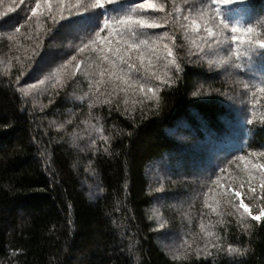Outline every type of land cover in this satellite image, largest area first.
<instances>
[{
	"label": "trees",
	"instance_id": "obj_1",
	"mask_svg": "<svg viewBox=\"0 0 264 264\" xmlns=\"http://www.w3.org/2000/svg\"><path fill=\"white\" fill-rule=\"evenodd\" d=\"M251 2L255 9H246L243 19L264 30L260 28L264 0ZM175 3L182 5L183 0ZM55 4L52 0L54 8ZM29 6L35 7V0L23 4L0 0V24L10 19L24 24ZM165 30L171 29L152 31ZM27 31L21 28L22 33ZM18 36L21 44H31ZM176 36L177 43L184 44L176 50L183 72L171 87L159 86L158 108L154 101L133 105L142 97L131 93L124 105L120 93L111 109L97 106L89 115L83 65L81 71L68 65L63 86L38 83L75 54L67 39L59 37L56 43L63 46L50 47L49 38H44L41 56L47 59L51 53L56 59L40 68L39 57L36 63L25 60L23 49L10 50L0 32V264H264V217L257 222L246 215L252 225L248 234L236 223V216L227 215L235 211L230 205L218 209L230 222L224 243L247 247L242 257L215 255L213 249V256L174 259L177 250L189 244L193 251L203 247L201 219L205 224L220 219L204 207V193L221 175L219 167L227 165L221 181L226 186L239 174L236 165L243 167L238 155L264 151V94L240 95L239 81L249 74L210 68L208 60H219L222 53H208L202 60L194 54V62L187 63L189 48L193 53L196 48L178 28ZM21 88L29 94L24 96ZM197 90L203 94L193 95ZM100 91L105 92V87ZM116 100L121 101L119 110ZM244 116L253 124H245ZM93 125L102 127L109 141ZM249 160L264 163V157ZM206 161V170L196 176L186 165L203 166ZM166 173L168 178L161 183ZM241 193L252 214H259L264 200L249 199L247 186ZM215 195L209 194L210 204ZM215 231L225 235L219 224Z\"/></svg>",
	"mask_w": 264,
	"mask_h": 264
},
{
	"label": "snow or ice",
	"instance_id": "obj_2",
	"mask_svg": "<svg viewBox=\"0 0 264 264\" xmlns=\"http://www.w3.org/2000/svg\"><path fill=\"white\" fill-rule=\"evenodd\" d=\"M19 2L23 4L25 0ZM246 9H255L251 0H183L182 5L176 4L175 0H56L55 8L52 0H35V7L28 8L30 15L24 24L19 21L13 23L10 19L0 24V32L6 35L10 50L23 49L25 60L36 63V58L39 57L40 68L49 66L56 59L51 53L46 54L47 59L41 56L44 38H49L50 47L63 46L62 43H56L59 37L67 39V47L74 49L75 54L38 83L52 81L53 88L57 84L63 86L66 75L64 70L68 65H73L77 71H81L83 65L81 74L89 84V93H85V96L90 97L88 108L91 115V109L97 106L108 105L111 109L113 100L120 93L124 94V105H128V96L131 93L133 96L140 94L142 97L140 100H133V105L154 101L155 107H159V86L171 87L183 72L181 57L176 50L184 47V44L177 43V28L181 30L182 38L196 48V53L189 48L186 53L189 57L187 63L194 62L191 59L194 54L202 60L208 53H222L219 60H208L210 68L215 65L216 68H224L226 71L233 69L249 74L248 79L239 81L243 85L240 95L246 94L255 98L257 93L264 94V30H258L241 16L233 15L243 13ZM22 27H27L28 31L22 33ZM165 27H170L171 30L162 33L152 31ZM260 28L264 29V24ZM18 34L31 41V44H21ZM85 53L87 55L78 59ZM15 59L19 61L20 57ZM161 60L164 61L163 65ZM21 67L23 68V64ZM257 73L259 79L256 78ZM153 81H158L159 85ZM101 86L105 87V92L100 91ZM31 87L35 88L36 85ZM19 90L24 96L29 94L24 88ZM217 92L222 96L227 95L219 90ZM202 94L199 90L193 93ZM120 103L121 101L116 100L117 110ZM244 103L241 100V104ZM243 122L247 125L253 124V120L247 116L243 117ZM92 127L101 134L105 142L109 141L110 137L103 135L102 127ZM244 131L247 134L249 129L245 128ZM245 147L246 142L241 145L240 150L243 151ZM249 157H264V151L238 155L236 159L243 167L236 165L239 174L232 176V183L226 186L221 181L227 165L219 167L221 175L211 180L207 192L204 193V207L210 208L220 219L207 224L201 219L199 228L205 240L203 247L197 246L193 251L189 244L178 249L174 259L187 260L192 255L198 258L201 254L206 257L213 256V249L215 255L226 254L230 258L242 257L248 251L247 247L224 243L226 225L230 222L224 219L225 213L218 209L222 205H230L235 211L228 212L227 215L236 216V223L248 234L252 225L246 222V215L257 222L264 217V207H261L259 215H253L249 205L240 199L241 189L247 186V192L252 194L249 199L264 200V163L252 162ZM232 163L233 161L227 162ZM167 178L168 173L160 178L161 183ZM156 191H162V188L157 187ZM213 192L216 195L213 197L214 202L210 204L209 194ZM236 200H239L238 204ZM216 224L224 227V236L215 231ZM163 227L164 223H160L159 228Z\"/></svg>",
	"mask_w": 264,
	"mask_h": 264
},
{
	"label": "rangeland",
	"instance_id": "obj_3",
	"mask_svg": "<svg viewBox=\"0 0 264 264\" xmlns=\"http://www.w3.org/2000/svg\"><path fill=\"white\" fill-rule=\"evenodd\" d=\"M242 14L243 13H234L233 15L234 16H241L243 18ZM182 128H184V127H182ZM186 165H190V171L193 173V175L195 173L194 176H196V175H198L201 172H204L206 170V168L208 166V161H206L205 165H203V166H196L192 162H189L188 164L186 163ZM256 215H259V214H256Z\"/></svg>",
	"mask_w": 264,
	"mask_h": 264
}]
</instances>
